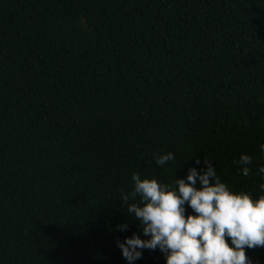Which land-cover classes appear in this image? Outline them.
Instances as JSON below:
<instances>
[{
  "label": "trees",
  "instance_id": "obj_1",
  "mask_svg": "<svg viewBox=\"0 0 264 264\" xmlns=\"http://www.w3.org/2000/svg\"><path fill=\"white\" fill-rule=\"evenodd\" d=\"M262 144L264 0H0V264H128L134 173L258 198Z\"/></svg>",
  "mask_w": 264,
  "mask_h": 264
},
{
  "label": "clouds",
  "instance_id": "obj_2",
  "mask_svg": "<svg viewBox=\"0 0 264 264\" xmlns=\"http://www.w3.org/2000/svg\"><path fill=\"white\" fill-rule=\"evenodd\" d=\"M260 149L264 154V144ZM174 160L171 152L155 157L160 166ZM204 163L206 168L192 167L186 179L172 183L132 175L131 190L121 191L120 198L127 214L140 222V231L116 242L128 264L141 259L145 249H159L166 264H253L247 252L264 249V194L254 198L232 191L212 164ZM234 163L243 177L252 174L251 156L242 154ZM258 173L264 177V166ZM259 187L264 192V184ZM188 208L193 214H187ZM127 228V223L117 226Z\"/></svg>",
  "mask_w": 264,
  "mask_h": 264
}]
</instances>
